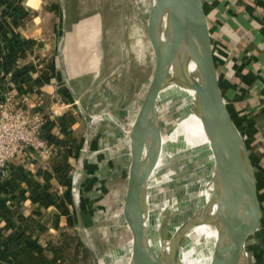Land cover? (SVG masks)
<instances>
[{
    "label": "crops",
    "instance_id": "obj_1",
    "mask_svg": "<svg viewBox=\"0 0 264 264\" xmlns=\"http://www.w3.org/2000/svg\"><path fill=\"white\" fill-rule=\"evenodd\" d=\"M204 3L218 49L223 95L250 153L263 212L259 228L246 237L240 264H264V0ZM70 7L65 0H0V101L13 95L21 106L43 111V133L54 145L43 157L29 152L13 159L7 174L0 176V264H18L3 240L16 236L25 245L51 254L48 249L57 247L67 233L78 234L93 264L94 257L102 264V250L88 237L91 224L99 218L94 205L107 181L99 170L101 158L93 155L103 151L109 132L102 126L90 132L81 129L88 124L87 113L77 105L90 93L79 89L77 81L93 84L96 78L97 64L88 61L85 45L92 34H98L99 41L102 20L100 16L72 19ZM223 56L231 59V72ZM117 131L120 138L123 132ZM119 143L117 192L124 224L131 157L125 136ZM76 169H81L85 182L81 201L72 192ZM52 260L70 264L59 252L52 254Z\"/></svg>",
    "mask_w": 264,
    "mask_h": 264
},
{
    "label": "rangeland",
    "instance_id": "obj_2",
    "mask_svg": "<svg viewBox=\"0 0 264 264\" xmlns=\"http://www.w3.org/2000/svg\"><path fill=\"white\" fill-rule=\"evenodd\" d=\"M65 1L71 5L67 9L70 18L100 16L102 20L99 41L96 38L98 34H92L85 45L88 61L97 64L95 81L93 84H80L75 80L79 89L90 91L84 95L82 102L85 108L89 106L88 112L80 104L81 111L87 113L88 122L81 129L90 132L102 126L109 132V139L102 142L103 151L93 155L101 158L99 170L107 181L94 205L99 208V218L91 224L88 238L90 241L94 239L102 250L101 261L104 264H129L131 233L126 221L123 224L121 219L117 192L122 151L119 140L121 142L124 136L128 140L130 120L154 75L155 56L148 36V20L155 0ZM186 104H189V100L170 87L161 94L158 115L165 141L162 144L161 163L153 175L154 181L149 178L148 182L149 216L151 214L149 236L154 244L170 240L177 225L201 211L210 191L214 167L208 148L190 143L186 135L174 131ZM119 129L123 132L122 135L120 132V138ZM81 175V169H76L72 178V192L79 201L83 192L81 186L85 183ZM157 180L161 181V185ZM191 243V240H185V248ZM203 247L207 250V245ZM163 258L171 261L167 260L165 252Z\"/></svg>",
    "mask_w": 264,
    "mask_h": 264
},
{
    "label": "water",
    "instance_id": "obj_3",
    "mask_svg": "<svg viewBox=\"0 0 264 264\" xmlns=\"http://www.w3.org/2000/svg\"><path fill=\"white\" fill-rule=\"evenodd\" d=\"M148 36L155 56L154 75L128 131L131 161L123 214L131 233L129 264L181 263L180 234L192 220L177 231L174 257L167 262L149 236L148 182L162 151L161 94L178 79H185L191 67L197 71V80L191 85L196 89L197 112L214 167L200 217L217 229L213 264H240L246 237L259 228L263 212L250 153L223 95L218 49L204 0H156L151 6ZM94 264H100L97 257Z\"/></svg>",
    "mask_w": 264,
    "mask_h": 264
},
{
    "label": "bare ground",
    "instance_id": "obj_4",
    "mask_svg": "<svg viewBox=\"0 0 264 264\" xmlns=\"http://www.w3.org/2000/svg\"><path fill=\"white\" fill-rule=\"evenodd\" d=\"M168 20L169 19L167 18V20L164 21V23H163V28L165 30L168 27ZM187 75L188 76L185 79L184 78L178 79L176 82L172 83L169 86L170 88L173 89V91H178L179 94L184 96V98L186 100H189V104L188 105L186 104L187 106L184 109V114H183L182 118L179 120V122L177 123L174 131L177 134L186 135V137L188 138V141L190 143L201 144L203 146L205 145L208 148L210 154H212L210 144H209V140L206 136V133L204 131L201 119H200L198 112H197L196 89L194 87H192V85H191V84H193L194 81L197 80L196 69L191 67L189 69V71L187 72ZM178 115H180V114H178ZM164 141H165V138H163V142ZM193 147H195V146H193ZM161 156H162V151H161V154L159 156V160L157 162V165L155 167L153 174L155 173L157 167L161 163ZM212 160H213V158H212ZM153 174H151L150 180L154 181ZM157 183L159 185H161L160 180H157ZM209 193H208V197H209ZM200 213H201V211H198L193 217L186 220V221L192 220V222L189 223L184 228L182 233L180 234V237L183 238V243H182V247H181V255H180V262H181L180 264H213V261L215 259L214 244H215V240L217 237V229L214 226H212L211 224L201 221ZM185 222L177 225L176 230L173 234V236L176 235V239H174V237H172L168 241H164V242L160 241V242H157L155 244L153 243V246L157 251H161L162 253L165 252V254H167V260L168 261L172 260V258L174 257L173 256L174 254L172 252L173 246L177 243V241L179 239V234H176V233L178 230H180L181 226ZM147 224H148V227L150 228L151 214L149 216V220L147 221ZM185 240L186 241H189V240L192 241V243L189 245L188 248H187V245H186V248L184 246ZM204 245H207V250L204 249V247H203ZM126 253H127V250H126ZM130 254H131V252H129V256H130ZM102 264H104V263L102 262Z\"/></svg>",
    "mask_w": 264,
    "mask_h": 264
},
{
    "label": "built area",
    "instance_id": "obj_5",
    "mask_svg": "<svg viewBox=\"0 0 264 264\" xmlns=\"http://www.w3.org/2000/svg\"><path fill=\"white\" fill-rule=\"evenodd\" d=\"M23 101L26 102L27 97ZM20 102L13 95H6L0 101V176L7 174L13 159L29 152L43 157L54 149L43 133L45 113L29 105L21 106Z\"/></svg>",
    "mask_w": 264,
    "mask_h": 264
},
{
    "label": "trees",
    "instance_id": "obj_6",
    "mask_svg": "<svg viewBox=\"0 0 264 264\" xmlns=\"http://www.w3.org/2000/svg\"><path fill=\"white\" fill-rule=\"evenodd\" d=\"M226 51L228 48L220 44ZM227 72H231L229 57H222ZM262 147V146H261ZM4 246L14 255L18 264H54L52 254L59 252L70 261V264H93L89 249L84 245L78 234L67 233L62 236L60 244L57 247H52L48 252L38 251L21 242V239L14 236L10 239L3 240Z\"/></svg>",
    "mask_w": 264,
    "mask_h": 264
}]
</instances>
